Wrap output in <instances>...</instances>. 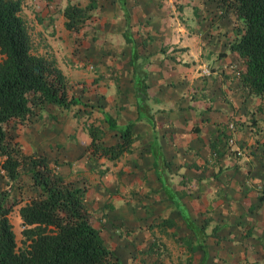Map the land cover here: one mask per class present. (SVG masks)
Listing matches in <instances>:
<instances>
[{
	"label": "rangeland",
	"instance_id": "obj_1",
	"mask_svg": "<svg viewBox=\"0 0 264 264\" xmlns=\"http://www.w3.org/2000/svg\"><path fill=\"white\" fill-rule=\"evenodd\" d=\"M85 1H21L20 14L31 51L52 57L67 79L69 92L86 105H76L74 110L76 106L61 109L47 103L23 123L10 121L8 138L18 143L22 154L42 155L65 179L85 184L84 204L92 212L104 241L111 237L116 243L118 234L114 230L106 232L101 217L107 213L111 216L107 219L105 215L107 222L120 218V224H124L126 212L131 213L133 217L124 221L143 228L136 231L142 235L136 244L147 246L142 252L133 251L138 256L135 264H264V199L253 201L254 191L264 192V121L256 133L250 128L230 135L231 141L226 133L219 137L216 147L221 148L223 158H228L217 170L209 163L214 139L207 131L199 134L205 148L200 152L198 180L189 181L184 175L185 180H181L183 176L178 172L182 167L171 165H183L192 154L168 155L170 165L165 177L171 190L175 189L171 197L168 186L165 190L160 186L149 165L152 135L146 122L134 123L131 151L117 159L88 160L85 153L89 123L103 129L104 141L118 138L104 117L111 115L117 124L127 120L129 103L134 99L132 63L139 72H145V62L149 64L158 57L152 55V50L163 48L164 52L168 48L173 52L166 56L170 57V66L178 62L188 65L190 58H198L197 45L199 50L203 48L198 41L201 36H213L210 46L214 48L233 36L232 17L221 12L214 0H125L126 19L118 0H98L77 31L66 29L63 7ZM123 33L132 43L125 41ZM218 52L212 56H218ZM224 60L222 57L219 62ZM166 71L160 66V72ZM234 128L239 131L238 126ZM83 151L84 155L77 157ZM253 178H259L260 184L256 185ZM234 186L238 193L235 200L230 193ZM0 191L18 200L9 220L20 246L22 226L17 209L34 192L27 166H22L14 179L0 177ZM230 207L233 212H228ZM163 217L171 218L173 223L159 226L157 222Z\"/></svg>",
	"mask_w": 264,
	"mask_h": 264
},
{
	"label": "trees",
	"instance_id": "obj_2",
	"mask_svg": "<svg viewBox=\"0 0 264 264\" xmlns=\"http://www.w3.org/2000/svg\"><path fill=\"white\" fill-rule=\"evenodd\" d=\"M21 1L0 0V177L14 179L22 166H27L34 192L17 209L22 226L21 244L18 246L9 220V213L18 200L0 191V264H121L118 253L105 243L101 229L94 224L92 212L84 204L85 184L76 185L65 179L49 166L42 155L22 154L18 143L8 138L7 124L10 121L23 123L47 103L61 109H71L76 105L85 108L86 105V102L80 103L79 98L69 92L67 79L52 57L31 51L28 31L20 14ZM214 1L221 12L233 19L234 33L232 37L225 38V43L230 51L235 52L238 64L230 69L222 66L220 73L226 72L235 77L245 91L244 96L251 99L246 111L248 116L230 120L233 126L245 124L256 133L262 127L258 125L261 114H264V0ZM97 5L98 0H86L82 5L66 4L62 9L64 27L77 31L79 23ZM118 5L127 19L125 0H118ZM123 36L126 42L132 43L127 33H123ZM131 65L135 99L131 106L135 104L136 116L117 124L111 115H106L104 120L118 135L117 139L108 142L102 139L103 129L89 123L86 157L88 160H115L130 152L135 139L132 132L134 123L146 122L152 135L151 166L160 186L164 190L168 186L169 192H166L171 197L175 189L171 190L165 177L170 160L164 157L156 141V123L145 95L146 72L142 69L139 72V67L133 63ZM205 109H210V106ZM157 111L161 112V109ZM201 119L205 123L207 117ZM230 120L227 119L225 124ZM211 145L209 163L213 166V162H220L222 151L216 147L214 140ZM190 161L188 166L197 165ZM173 164L177 167L181 163ZM199 165L196 169L201 171ZM185 177L189 181L199 178ZM180 179L185 180L184 176ZM260 192L258 201L264 199V192ZM172 223L171 218L164 217L157 222L159 226Z\"/></svg>",
	"mask_w": 264,
	"mask_h": 264
},
{
	"label": "crops",
	"instance_id": "obj_3",
	"mask_svg": "<svg viewBox=\"0 0 264 264\" xmlns=\"http://www.w3.org/2000/svg\"><path fill=\"white\" fill-rule=\"evenodd\" d=\"M174 41L175 40H172V42ZM186 41L187 40H184V43H186ZM198 41L203 48L199 50V45H197L198 49L196 52L198 58H190L188 65L184 64V66L178 62L175 63L174 66H170V57L166 56L173 52H169L168 48L165 49L164 52L162 49L152 50V55L156 53L158 56H156L157 59L149 62V64L145 62V68L147 70H145V82L147 84L145 87L146 101L150 107V112L154 115L156 123L155 130H157V128L160 129L158 133L155 132L156 141L159 144L160 151L166 159L169 158L168 155L176 152L185 153L186 156L192 154L190 160H192L193 163H197L196 166H188L191 162L190 160L187 161L188 163L185 164L182 162L183 165L180 164L178 166L182 167V170L178 173L191 177H197L201 174L196 168L198 164H201V159L199 158L200 152L205 147L198 139L199 134H203L204 132L207 134L208 132V134H211L213 137L214 142H218L219 137L224 133H226V135H238L237 133L250 130L245 124L238 126L239 131L234 128V126L237 127V125H234L233 129H231L228 127V124H225L227 119L236 120L235 118L237 117L241 119L247 117L246 111L249 109V102L251 100L244 96L243 93L245 91L238 84L235 77L231 76L229 73L225 74L226 72H224V74L220 73L224 63L238 65L235 52L230 50L227 52V43H224L219 48L210 46V43L213 41V36H208V38L201 36V40L199 38ZM178 46L179 45H176V47ZM217 51H222V53H218L216 57L212 56L216 54ZM222 57H224L225 60L220 63L219 59ZM175 59L178 60L179 56H175ZM180 62H182V60ZM162 65L167 70L164 73L160 72V66ZM178 65H181L179 69H177ZM228 69L230 68L228 67ZM170 70L171 72H169ZM177 70H180V72ZM181 70H183V72H181ZM134 100L135 99L129 103L130 108L128 109L130 112L126 119H132L136 116L135 104L131 106ZM207 106H210V109H205ZM158 109H161V112H158ZM201 117H207L205 123L201 122ZM257 117H259L258 114ZM261 117L262 118L259 120L260 123L264 121V114H261ZM194 124L195 126H193ZM258 126L261 127V124ZM254 136H256V134ZM244 137H246V134ZM207 143L205 144L206 146ZM218 149L221 150L220 147H218ZM149 156V165L151 166L153 156L150 153ZM227 158L228 157L223 158V156H221L219 163L213 162V168L217 170L220 164H226ZM186 167L192 169L193 172L191 174L186 172L185 170L188 171ZM151 169L154 170L152 166ZM231 172L232 169L230 174H232ZM252 180L256 185L260 184L259 178H253ZM234 187L235 189L231 187L232 190L230 193L233 195L232 199L235 200L238 197V193L237 186ZM243 188H245V186H243ZM254 193L255 199L253 201H257L258 194L262 192L254 191ZM232 199L228 200L231 201ZM228 212H233L232 207L229 208ZM156 213L162 214V212H155L154 214ZM126 214L127 217L124 218V220L127 222L133 215L128 212H126ZM105 215L107 219H111V216L107 213L101 217L105 231L107 232L108 230V232H111L114 230L115 232H119V235H117L118 237L115 235L116 243H113L114 239L109 237V239L105 241L108 242L106 244L118 253L121 264H135V259H137L138 256H136L133 251L142 252V249L144 250L147 248V246L145 248H140L141 246L136 244L138 239L142 237L141 233H136V231L139 229L143 230V228H137L136 226L138 224H126L124 220V224H120V218L115 219L117 224L114 220H109L107 222ZM106 223H108V225Z\"/></svg>",
	"mask_w": 264,
	"mask_h": 264
},
{
	"label": "built area",
	"instance_id": "obj_4",
	"mask_svg": "<svg viewBox=\"0 0 264 264\" xmlns=\"http://www.w3.org/2000/svg\"><path fill=\"white\" fill-rule=\"evenodd\" d=\"M234 66H235V65H234V64H231V63H229V64L227 63V64H224V65H223L224 68H226V67H230V68H232V67H234ZM228 127H229V128H233V123H232L231 121L228 122ZM231 139H232V138H230L229 140L231 141ZM232 140H233V139H232Z\"/></svg>",
	"mask_w": 264,
	"mask_h": 264
}]
</instances>
